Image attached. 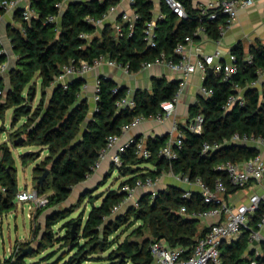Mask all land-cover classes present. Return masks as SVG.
I'll return each instance as SVG.
<instances>
[{
	"label": "trees",
	"instance_id": "obj_1",
	"mask_svg": "<svg viewBox=\"0 0 264 264\" xmlns=\"http://www.w3.org/2000/svg\"><path fill=\"white\" fill-rule=\"evenodd\" d=\"M1 1L0 14L4 12ZM67 1L31 0L37 17L29 22L22 20L20 10L14 12L19 26L8 31L12 52L16 56L14 66L8 72V89L0 76V122L5 111L10 108L12 125L20 118H25L23 124L10 132L11 144L22 136V146H41L47 151L45 157L33 168L37 192L47 197V203L38 207V211L47 212L46 229L38 241L39 250L31 256L52 246L55 241L60 242L63 248H70L66 256L59 258L60 264H84L87 261L100 262L94 264H152L150 244L153 241H164L171 248L182 247L184 255H187L207 227L202 226L198 219L181 215L179 209L182 206L188 211L208 209L209 205L203 203L199 192L191 191L189 197H184L183 188L169 185L157 190L155 195L143 193L138 197L137 205H128L125 213H120V210L113 213V209L125 198V193L121 190L124 184L133 185L136 179L148 176L156 179L170 170L179 177L187 176L190 181L198 177L209 186L220 178L228 193L240 189L232 186L227 175L218 171L216 166L227 160L243 162L259 153V149L246 144L231 143L203 154L202 144H220L230 139L234 133L264 138V88L250 85L258 80L259 70L264 69V42H254L249 47L248 54L244 53L240 45L231 50L236 55L238 65V72L232 75L231 81L221 80V76L214 71L206 73L203 86L211 89L212 94L201 98L189 111V118L199 113L203 115L202 133H191L180 126L184 137L175 160L168 161L158 156L164 139H147V145L152 152L147 159L137 158L132 148H129L122 155L121 166L110 165L111 173L116 168L122 176L128 177L120 182L118 188L101 194L103 197L98 205L95 204L92 192L83 193V198L89 196L91 208L84 219L82 215L72 217L74 208H61L58 205L66 202L73 187L82 183L91 173V166L105 146L106 138L111 134H118L122 125L136 116L149 118L159 113L160 103L177 94L180 81L153 77L149 89H136L133 92V108L117 109L115 101L124 95L126 88L100 75L98 99L94 109H90L87 98L81 91L85 82L83 78L66 81V87L61 83H54L62 67L81 59L91 64L95 58L103 55L119 65H127L131 73H136L141 70L144 62L154 61L161 53L167 58L177 60L179 56L174 53V48L177 44L184 43L186 36L195 39L198 26L204 28L208 37L220 38V26L224 25V16L208 19L199 9L192 8L188 0H181L186 9V17H178L161 1L164 17L154 19L151 0H132L131 6L138 18L131 31L121 17L117 18L116 23L120 24L121 30L116 32L115 24L107 23L97 29L86 22L87 15L102 17L114 4L113 0H93L72 2L63 9V16L59 15L58 22H48V16H58L57 4ZM222 18L223 22L219 25ZM153 19L155 46H150L145 39V29L147 23ZM248 55L252 58L251 62L247 60ZM5 60L6 54L1 52L0 45V67ZM36 76L40 79V96L35 106H32L30 95L37 87L34 81ZM239 89L243 90L244 104L223 109L228 96L238 94ZM35 155L34 152L24 153L20 155L21 162L33 160ZM14 163L7 142L0 143V213L15 206V196L19 188ZM45 168L49 169V174L41 184H37V177ZM261 215H264V204L255 215L254 221ZM60 221H63V233L54 237L51 228ZM128 221L129 226L139 223L122 241L109 239L110 235ZM73 225L75 231L72 233ZM249 246L247 231L241 233L235 241L223 244V264H246L250 259L264 264V244L261 245V256H256L253 250H249ZM25 247L26 244L18 247L13 255L0 260V264H27L25 258L29 256H21ZM105 251V256L93 255ZM104 261L107 263H103Z\"/></svg>",
	"mask_w": 264,
	"mask_h": 264
},
{
	"label": "built area",
	"instance_id": "obj_2",
	"mask_svg": "<svg viewBox=\"0 0 264 264\" xmlns=\"http://www.w3.org/2000/svg\"><path fill=\"white\" fill-rule=\"evenodd\" d=\"M166 6L175 13L178 17H186V9L181 0H161ZM255 0H217L209 1L200 6L199 10L202 14L206 15L208 19H216L219 15L224 16V25L220 26L221 34L224 27L230 25L237 17L238 11L241 8L249 7L253 5ZM65 2L57 4L59 14L58 16H48V22H58V17L63 9ZM1 6L4 12L0 14V19L3 14L8 11L20 9L21 18L23 21L29 22L32 18L37 17L36 12L32 9L31 0H2ZM113 7H110L108 12L102 17L96 18L90 15L85 17L86 22L92 24L97 29L103 27L108 22V16ZM163 14H160L157 18H163ZM138 18V15L134 13H122V21L128 25V30L131 31L134 25V21ZM156 18V19H157ZM116 32L121 30L119 23L115 24ZM23 31V30H22ZM204 28L198 26L195 34L204 33ZM87 37V35H82ZM155 20H151L147 23L145 29V39L150 46H155ZM193 38L186 36L184 43H179L174 48V53L179 56L177 60L167 58L163 53L157 57L154 61H146L142 64L141 69H148L154 65H164L171 71L181 73L184 76L196 70L200 71L204 75L208 72V68L211 67L212 71L221 76L223 81H231L232 75L238 72V65L236 64V55L232 52L228 55L227 61L220 60V52L216 50L212 54L198 55L195 61L191 60L190 54L186 53L187 45H191ZM251 56H247V60L251 62ZM109 65L113 67L121 68L125 73H130L127 65H119L114 60L109 59L103 55L95 58L90 64L85 60H79L77 62H70L64 65L61 69V73L55 78V82L61 83L66 87V80L69 76L84 77L92 69L101 67L102 65ZM5 69L4 63L0 67V71ZM99 77V76H98ZM96 77L94 82L93 99H98V92L100 90V79ZM261 79H264V69L259 70V78L257 81L250 85L255 86ZM86 88L84 83L81 86V91ZM237 88V87H236ZM260 88H264V81L261 82ZM181 86L177 94L169 100H164L160 103L161 111L153 117L157 121H164L165 118L173 114ZM201 93L204 97H209L212 94V90L206 86H201ZM240 89L238 94H230L226 99L223 109L227 110L233 105H243L244 100L240 95ZM135 102L133 100V92L130 89H126L123 96L119 97L115 101L117 109L133 108ZM146 117L140 115L134 117L129 123L122 125L118 134H111L106 138L105 146L100 150L97 160L91 166V173L96 171L104 161H109L110 165L119 167L122 165V155L126 153L129 148H132L133 154L137 158L147 159L151 157L152 152L147 145V138L144 136H129L123 142L121 139L129 133L132 128L139 126ZM204 117L202 114H196L194 117L189 118L183 123L174 122L170 133L164 142V144L158 150V156L173 161L178 157V153L182 147V139L184 134L181 131V127L185 128L191 133L201 134L203 130ZM231 143H240L250 145L259 149V153L255 156L243 161L232 162L224 161L216 166L218 171H222L227 175L229 183L240 189L246 186L259 185L264 190V159L260 149L264 148V138L254 137L248 135H239L234 133L230 139L224 140L222 143H209L204 142L202 144V153L208 154L211 151L219 148L223 145ZM90 173V174H91ZM170 175L176 176L171 170L167 172ZM87 175V178L90 176ZM162 176V175H161ZM160 176V177H161ZM152 179L151 177L138 178L133 185L124 184L121 190L125 193L124 200L113 209V213L124 205H137L138 197L136 192L140 188H146L151 190L155 195V186L159 178ZM185 182L192 184L197 190L186 189L184 197H189L191 191H197L201 194L203 203L208 204L209 208L206 210H191L188 211L185 206L179 209V213L185 217L198 219L202 226H206L207 230L199 237L191 251V253L184 255V248L182 247H169L164 241H153L150 244V253L152 256V264H223L221 259V246L225 243H231L232 240L239 238L240 234L247 231L248 240L250 246L253 248L256 256H261V245L264 244V215H261L259 219L254 221L255 215L259 212L262 204H264V192L261 194L257 192H251L246 200L239 203H231L227 197L229 195L227 187L224 182L217 178L212 186L207 185L200 178H195L190 181L187 176L179 177ZM15 199L20 202H29L35 207H42L47 203L46 195H39L37 189L23 188L16 193ZM208 221H210L208 223ZM253 224L256 226L254 227ZM256 241V244L253 242ZM18 250V249H17ZM16 250V251H17ZM22 264V263H16ZM239 264V263H236ZM246 264H258L255 259H250Z\"/></svg>",
	"mask_w": 264,
	"mask_h": 264
},
{
	"label": "crops",
	"instance_id": "obj_3",
	"mask_svg": "<svg viewBox=\"0 0 264 264\" xmlns=\"http://www.w3.org/2000/svg\"><path fill=\"white\" fill-rule=\"evenodd\" d=\"M114 4L110 7H113V10L110 11L108 16V22L112 24H116L117 18L121 17L122 13H134V10L131 6L132 0H113ZM153 3V16L156 19L161 11V0H151ZM189 5L192 8L199 9L201 5L209 2V1H217V0H188ZM123 22V21H122ZM223 22L220 21L219 25ZM19 26V22L14 18V12L8 11L3 14L0 19V45L1 52L6 54V60L4 62L5 69L0 71V76L2 78L3 83L5 84V88L9 86V69L14 66L16 56L12 52L11 38L9 37L8 31L15 27ZM256 41L264 42V0H255L254 4L249 7H244L239 9L238 15L236 19L228 26L224 27L220 38L212 39L208 37L205 32L199 33L195 39H193L191 45H187L186 53L190 54L191 60L195 61L198 55L204 54H212L216 50L220 52V60L227 61L228 55L231 50L236 46L240 45L244 51V53L248 54L249 47ZM103 75L108 79H111L116 83V85L130 89L134 92L136 89H149L151 87V82L153 77H165L168 80L175 79L180 81V93L178 97V102L176 104L175 110L172 115L165 118L164 121L160 122L152 118H146L139 126L132 128L127 135H125L121 141L123 142L129 136H144L148 138H159L164 139L166 141L171 127L174 122L183 123L189 118L190 109L197 105L199 100L204 97L201 93V86H203V81L205 75L200 71L196 70L194 72L189 73L184 76L181 73H176L171 71L164 65H154L148 69H141L136 73H125L119 67H113L109 65H102L101 67L92 69L88 72L84 77V83L86 84V88L82 91V95L87 98V101L90 105V109H94L95 101L93 99V91H94V82L95 78ZM80 76H69L67 80H71L73 78H77ZM261 82L257 83L255 87L260 88ZM253 86V85H252ZM38 87V85H37ZM37 87H36V95H37ZM242 91H240V95H242ZM40 96H35V101L37 103ZM12 110V108L8 109ZM25 118H20L17 123L19 126L23 124ZM11 124V129L8 131V136L6 138L7 144L11 145L9 134L14 129L18 128ZM5 142V141H3ZM2 143V142H0ZM14 145V144H13ZM11 153L14 150L16 155L20 157V154L15 149H11ZM46 151V149H45ZM262 154V159H264V148L260 149ZM47 154V153H46ZM13 156V155H12ZM146 166L153 168V166L149 164H145ZM110 167L109 161H104L101 166L90 174L88 178H86L82 183L73 187L72 192L70 194L71 197L79 198L82 196L84 191L88 189L89 185L96 184L99 179L105 176V173L108 172V168ZM179 177V175H176ZM121 182L125 180L127 176L121 175ZM175 177L168 173H163V175L159 178L156 183L155 190L166 188L169 185L175 184ZM250 188V192L246 195L242 193V189L234 193H229L227 199L231 203H239L241 201L246 200L247 196L253 191L257 192V189L261 188L259 185L246 186ZM191 190H197L196 187H189ZM262 189V188H261ZM150 191L146 188H140L136 192V196L139 197L145 192ZM264 191V190H262ZM69 199V198H68ZM68 201V200H67ZM66 201V202H67ZM100 203V202H99ZM210 221H208L209 223ZM262 233H264V229H262ZM235 241V240H232ZM249 250H253L251 246H249ZM255 253V252H254Z\"/></svg>",
	"mask_w": 264,
	"mask_h": 264
},
{
	"label": "rangeland",
	"instance_id": "obj_4",
	"mask_svg": "<svg viewBox=\"0 0 264 264\" xmlns=\"http://www.w3.org/2000/svg\"><path fill=\"white\" fill-rule=\"evenodd\" d=\"M66 8V3L63 5V9ZM62 9V10H63ZM34 81L37 83V95H39L40 89V79L38 76L34 78ZM32 106H35L36 101L33 99L31 102ZM11 122H12V110H6L3 120L0 122V142L5 141L8 136V131L11 129ZM19 126V123L16 124ZM9 148H13L20 155L27 153V152H34L35 158L33 160H28L26 163L21 162V158L16 155V152L13 150L12 155L15 161L16 167V177H17V184L19 190L23 188L28 189H35V182L33 180V168L37 165L46 155L47 151L45 148L41 146H22V145H10ZM108 172L105 173V176L99 179V181L94 185H89L88 189L84 191V194L88 192H92L95 198V204L98 205L101 201L104 192L109 189H116L118 188L121 182V174L115 168L112 173L110 172V167L107 169ZM105 183H102L103 180L106 179ZM175 184L174 186L183 188L184 190L189 189V187H193L192 184L185 182L183 179L179 178L178 176H174ZM250 188L244 187L242 188L243 194H248L250 192ZM262 189H257V193L261 194ZM40 195V194H39ZM89 196L86 195L83 198L80 196L77 197H69L67 202H64L58 207H68L74 208V212H72V217H77L78 215H82L83 219L87 216L91 208V203L89 202ZM29 202L20 203L15 200V206H13L9 211L0 213V260H3L5 257L13 255L18 247L23 246L26 244V247L32 246V253L28 254L29 257L25 258V262L27 264H60L59 258L66 256L69 252L70 248L62 246L60 242L55 241L52 246L47 247L43 251L36 253V255L31 256L35 251L39 250L38 241L41 240L42 232L46 229V212L38 211L39 208L32 205ZM77 205V208H75ZM130 205L129 203L122 206L119 210L120 213H125V209L127 206ZM118 210V211H119ZM63 221L58 222L57 224L53 225L51 228L52 234L54 237H58L63 233L62 225ZM139 222L134 223L132 226H129L130 221L124 223L122 226L118 228V230L109 236L114 240L122 241L127 234H129L130 230L134 228ZM38 230V232H36ZM83 240H80L82 242ZM27 244H29L27 246ZM112 247H115L113 245ZM107 251L105 252H98L93 254L94 256H105ZM58 262V263H57ZM62 262V261H61ZM100 263L99 261H87L84 264H94ZM103 263H107L104 261Z\"/></svg>",
	"mask_w": 264,
	"mask_h": 264
},
{
	"label": "water",
	"instance_id": "obj_5",
	"mask_svg": "<svg viewBox=\"0 0 264 264\" xmlns=\"http://www.w3.org/2000/svg\"><path fill=\"white\" fill-rule=\"evenodd\" d=\"M82 1H93V0H68V1L66 2V6H69L72 2H82ZM18 10H20V9H19V8H18V9H15V10H13V12L18 11ZM63 13H64V11L62 10V11L60 12V17L63 16ZM107 23H109V22H107ZM107 23H105V24H107ZM105 24H104V25H105ZM104 25H103V26H104ZM12 67H13V66H12ZM12 67H10V68H12ZM9 70H10V69H9ZM208 73H209V74L212 73V68H211V67L208 68ZM262 81H264V79H261V80H260V82H262ZM8 88H9V86H7L6 89H8ZM35 93H36V89L34 88V89L32 90V92H31V95H30V102L33 101L34 96H35ZM30 106H31V105L29 104V105H28V108H30ZM23 140H24V138L21 136V137L17 138L16 140H14L13 143H14V145H18V144L22 145ZM252 146H253V145H252ZM48 174H49V169H48V168H45L44 171H43V173L40 174V175L37 177L36 183H37V184H41V183L43 182V180L47 177ZM147 193L152 194L153 192L150 190V191H148ZM71 231H72V233L75 231V225H73ZM256 243H257L256 241L253 242V244H256ZM32 249H33L32 246H29V247H27V248H23V249H22V252H21V256L24 257V256H26V255H28V254H31V253H32Z\"/></svg>",
	"mask_w": 264,
	"mask_h": 264
}]
</instances>
